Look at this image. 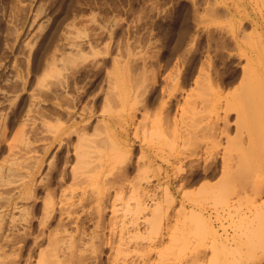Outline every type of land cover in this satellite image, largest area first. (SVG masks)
<instances>
[{"label":"rangeland","instance_id":"rangeland-1","mask_svg":"<svg viewBox=\"0 0 264 264\" xmlns=\"http://www.w3.org/2000/svg\"><path fill=\"white\" fill-rule=\"evenodd\" d=\"M0 166V264L221 263L264 225V0H0Z\"/></svg>","mask_w":264,"mask_h":264},{"label":"bare ground","instance_id":"bare-ground-1","mask_svg":"<svg viewBox=\"0 0 264 264\" xmlns=\"http://www.w3.org/2000/svg\"><path fill=\"white\" fill-rule=\"evenodd\" d=\"M249 78H250V74H248L246 68H244L243 74L241 75V79H242V81H247V80H249ZM234 79H236V77ZM230 100L231 99H229V101ZM191 104H192L193 112H200L201 110H199V108L203 109L205 107V103L201 102V104H200V102L198 100L191 101ZM211 105L213 107H216V109L217 108L219 109V107H221V106H219L218 102H215V103L211 102ZM187 129H188V131H187L188 136L193 138L194 140L198 141V143L194 147L193 151L191 152V155L200 159L204 156L203 154H209V155H205L203 157V159L205 161V165L202 167V169H200L198 167V168H195L196 170L194 169V171H193V174H192L193 178L192 179H193V181L194 180L196 181V180H198L204 176L206 177L207 175L214 173L217 169L216 168L217 167L216 165H218L217 164L218 159L216 158L217 155L215 157H212V158L209 157L211 154L210 150L207 147H205V148L202 147V143H203L202 141L204 139H206V140L210 139L213 142L220 143L222 141L223 137L229 136L230 110L229 109L224 110L223 113L218 112L209 122H207L205 124H196V125L191 126V127L187 126ZM149 154L151 155V152H149ZM164 157H166L168 159L169 154L165 155ZM182 157L186 158L187 155L184 154ZM182 157H179L180 162L183 161ZM209 160H211V162H214V167H213V165L207 163V161H209ZM221 160H222L221 168L223 171H232L233 170L232 167L234 166V163L232 161L227 160L226 157H224V155H222ZM180 165H182V163H180ZM179 169H180V167H179ZM1 171H2V168L0 166V177H2V175H3V172H1ZM3 171H4V168H3ZM181 176L183 177V179L184 178L186 179V177H187L185 174H182ZM75 177L81 178L82 176H81V174L75 173ZM184 180H182V182L179 184V187L183 188V185L185 184V183H183ZM27 183L28 182H26L25 184H27ZM166 190L167 191L172 190V186L170 183L167 184ZM139 204L142 205V202L139 201ZM252 220H255V219L249 217V218H246L244 220V223L242 222L243 227H244L242 233H244L245 235H250V236H253V233H254L257 236V239L253 240V239L243 238L239 241H236V240L225 241V243L221 246V250H223L224 260L221 263H219V261L214 262V264H259L260 263V261L264 257V225L261 224V226H257V222H252ZM213 225L214 224H212V229H213ZM54 241H55V249L57 251L61 250L62 249V244L60 242L61 240L58 238L57 242H56V239ZM211 250H213V249L211 248ZM214 250H215V248H214ZM256 250L261 252L259 257L254 256L255 255L254 251H256ZM215 252H213V253L210 252V253L212 255H214L217 253V252L216 253ZM199 257H201V255L198 254V257H192L191 256L188 260L183 258L186 261H182L181 263H178V264H184V262L185 263L188 262V264H196V261H198L200 259ZM197 258H199V259L197 260ZM204 260L202 259V261H204ZM199 262H201V261L199 260L198 263ZM205 262H206V260L204 262H202L201 264H204ZM210 263H208V264H210Z\"/></svg>","mask_w":264,"mask_h":264}]
</instances>
